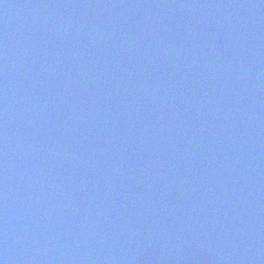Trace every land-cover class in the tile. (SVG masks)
I'll use <instances>...</instances> for the list:
<instances>
[{"label":"water","instance_id":"95a60500","mask_svg":"<svg viewBox=\"0 0 264 264\" xmlns=\"http://www.w3.org/2000/svg\"><path fill=\"white\" fill-rule=\"evenodd\" d=\"M0 264H264V0H0Z\"/></svg>","mask_w":264,"mask_h":264}]
</instances>
